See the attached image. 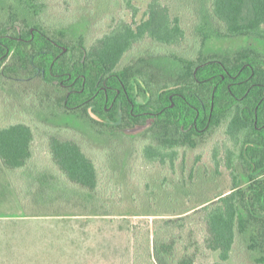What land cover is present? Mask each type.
I'll use <instances>...</instances> for the list:
<instances>
[{
    "label": "trees",
    "instance_id": "trees-1",
    "mask_svg": "<svg viewBox=\"0 0 264 264\" xmlns=\"http://www.w3.org/2000/svg\"><path fill=\"white\" fill-rule=\"evenodd\" d=\"M15 1L31 20L24 18L17 26L16 9L7 8L6 15L0 11V79L15 86L24 109L31 103L36 118L23 115L17 122L0 123L1 165L9 170L28 166L38 133L65 182L92 191L98 172L83 150L86 143L92 145L83 136L86 126L97 133L90 137L97 144L92 150L105 167L108 157L121 162L122 148L111 138L122 130L145 126V138L139 140L142 157L171 165L180 148H194L218 131L222 142L213 145V166L218 169L222 161L231 184L215 202L200 207L203 244L217 253L213 264H230L233 246L243 236L247 249L257 253L253 263L264 264V48L246 44L223 52L206 50L213 38L264 42V0H209L194 23V56L168 50L126 64L124 55L144 38L165 48L184 41L178 17H171L161 0H149L134 26L120 19L93 42L82 34L71 38L65 27L48 24L42 3ZM134 1L120 0L135 13ZM174 222L182 226V221ZM179 239L154 233V249L171 264H196V253L187 247L175 253Z\"/></svg>",
    "mask_w": 264,
    "mask_h": 264
},
{
    "label": "rangeland",
    "instance_id": "rangeland-1",
    "mask_svg": "<svg viewBox=\"0 0 264 264\" xmlns=\"http://www.w3.org/2000/svg\"><path fill=\"white\" fill-rule=\"evenodd\" d=\"M161 1L171 17H178L185 32L184 41L165 48L144 38L124 55V64L146 53L164 55L168 50L180 54L189 51L194 56V23L205 13L209 0ZM36 2L42 3L41 14L48 24L65 27L71 38L82 34L93 42L120 19L134 26L143 17L149 0H135V13L123 7L120 0ZM9 7L16 9L17 26L23 24L24 18L31 20L17 1L0 2L4 15ZM246 44L264 48V42L256 39L221 37L211 39L206 50L223 52ZM162 62L166 64L167 60ZM29 104L24 109L25 102L15 86L0 79L1 125L17 122L23 115L36 118V110ZM144 127L122 130L111 138L122 148L118 152L122 158L115 163L113 157H108L105 167L100 155L92 150L97 144L90 137L97 133L86 126V134L82 135L93 146L85 142L83 150L95 162L98 172L97 188L92 191L65 182L47 153L48 143L38 133L28 166L9 170L0 162V264H171L168 256L155 251L154 233L168 238L179 236L181 242L175 253L180 254L182 247H187L188 252L196 253V264L217 261V253L203 244L205 225L200 207L205 201L215 202L219 194L230 188V172L222 161L218 169L212 161L213 145L222 142L221 135L216 131L194 148H180L178 159L171 165L148 162L142 157L139 140L145 138ZM61 135L73 138L66 133ZM101 143L106 145L108 141ZM221 151L220 148L219 159L223 158ZM179 220L182 226L174 222ZM256 254L247 249L242 236L236 240L228 263L254 264Z\"/></svg>",
    "mask_w": 264,
    "mask_h": 264
}]
</instances>
